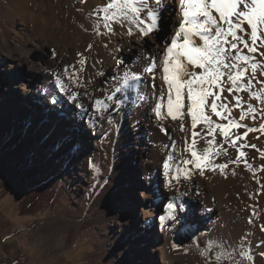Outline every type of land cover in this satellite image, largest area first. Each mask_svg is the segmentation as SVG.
<instances>
[{"label": "snow or ice", "instance_id": "obj_1", "mask_svg": "<svg viewBox=\"0 0 264 264\" xmlns=\"http://www.w3.org/2000/svg\"><path fill=\"white\" fill-rule=\"evenodd\" d=\"M171 6L177 19L163 45L156 36L164 26L168 0H106L102 6L94 7L90 12L94 20L91 33L108 38L107 43H102L105 49L111 37L120 34L134 38L141 48L149 40L155 47L152 51L138 50L135 59L126 60L116 55L123 51L117 44L114 52H109L115 61V74L101 84L98 80L105 77V72L97 65H103V61L92 59L89 64L95 48L89 43L83 52H77L74 63L50 73L51 103L55 105L59 97L72 111L89 116L93 126L100 121L114 126L112 113L122 109L129 93H139L140 106L148 105L156 126L169 141L162 144L165 187L175 189L196 173L203 176L205 171L218 170L226 175L230 165L241 164L256 179L257 171L264 172V164L253 169L244 159V149H256L259 158L264 159V150L246 142L250 133L264 135V0H171ZM144 88L149 90L147 95ZM241 93H247V101ZM250 100L260 105L259 110L248 103ZM237 110L239 116L234 117ZM258 117V127L241 123L246 119L255 122ZM167 120L179 122L173 130L184 134L182 145L169 133L164 123ZM241 128L242 133L234 131ZM27 131L41 135L35 126H29ZM217 132L221 137L219 144ZM229 148L235 149L236 158L216 163L221 155H228ZM256 183L260 188L255 195H264V184L259 179ZM183 211V203L174 197L165 205L164 214L158 216L160 226L170 227ZM247 222L252 224L253 220L249 218ZM260 231L264 232V224ZM247 237L245 233L230 248L210 241L199 255L206 264H213L211 254L219 248L214 264H237V256L256 264L257 256L264 259V251L249 253L245 247ZM257 247L264 248V240Z\"/></svg>", "mask_w": 264, "mask_h": 264}, {"label": "bare ground", "instance_id": "obj_2", "mask_svg": "<svg viewBox=\"0 0 264 264\" xmlns=\"http://www.w3.org/2000/svg\"><path fill=\"white\" fill-rule=\"evenodd\" d=\"M60 1L61 0H57L56 3L51 5L48 1L45 2L44 0H0V17L4 19V21H7L10 27L7 31L0 28V88L3 89V91L0 92V100L6 96L8 88H17L18 90L15 92L16 96H18L19 93L28 98L30 96V91H32L29 86L31 80L28 81V79L31 76L37 75L39 82L42 81V87L37 86L38 92L43 99H47V106L52 107L50 103L53 98H46L45 94V89L48 90V88H45V83L51 78L50 72L47 73V69L50 68L55 61L57 62V66L58 64L60 66L62 64L74 63L76 60V55L73 57L74 53L83 52L86 46L92 41H95V48L91 53L89 64H91L92 59L103 61V65H97V67L102 66L105 72V77L98 80V83L101 84L104 79L110 80L115 74V61L112 59L111 55H109V52H114V48L117 44H119L123 51L116 53V55H119L122 59H126L127 57L135 59L139 54L138 50L140 52L144 51V49L152 51L155 47L153 41L149 40L147 44L144 45V48H141L134 38H129L120 34L111 37V43H109V47L105 49L102 43L108 42L107 37L103 39L95 36L91 33V28H88L89 31L85 32L84 29L86 27L76 24V19L67 22L64 20L66 18L65 15H62L63 11H61L62 6L60 5ZM88 3L90 7L101 6L96 0H89ZM168 4L169 9L164 12V21H167L170 33L172 24L177 18L175 13L172 12L171 0H168ZM48 12L50 15H46ZM65 13L68 14V11H65ZM117 31L122 33V30L119 28ZM168 34L163 39L157 41L161 45L167 43ZM53 52L56 53L55 56L52 55ZM85 55H88V53H85ZM36 56L41 57L38 58ZM70 57H73L71 60L72 62H69ZM17 72H21L22 75L17 76ZM18 81H23V83L18 84ZM39 84H41V82ZM148 91L147 88H144L145 95H147ZM97 95H100V93H97ZM138 95L139 93L133 94L134 100L127 98L126 100L128 101L123 104L122 109L112 113L116 120L114 126H109L105 121H100L93 126L89 122V116L79 114V118L88 119L90 134L89 136L83 134L85 142L79 148L73 147V149L66 152L62 149L59 150V152H57L58 157L61 159V163H64V166L70 165L69 171L72 175L77 177V179L79 177L83 179L80 186L83 190H92L91 182L93 177L98 172L94 177V181H96L99 179V175L103 173L104 180L101 179L103 180L102 183L107 182L106 199H110L111 195L114 196V199L118 198L113 201L114 204L108 205V212H113V216L108 213L110 224L112 226L116 225L117 228L125 226L127 222L128 225L132 224L131 222L132 220L134 221V218L126 213L127 210L124 208H126L125 206L128 204L124 201L122 196H120L122 199L119 201L117 192L122 188V184L114 183V180L118 179L117 177L121 179L123 174L127 173L125 165H132L136 157L139 158L141 161V166H139L140 169L133 172L131 171L130 175L134 174L132 184L136 182V187H141L138 191L139 199L141 200L138 214L140 227L150 228V226L153 227L157 223L158 233L162 237L159 243H155L154 246L149 248L150 251L155 253L160 264H206L205 259L199 255V252L205 249V246L208 245L210 241H215L216 244L220 242L219 245L230 248L234 242L238 241L240 236L248 233L247 230H242V228L248 227L249 223L247 221L249 218L253 220V223H255L257 227H259V223L264 224V195L256 196L253 193L251 194L254 195L253 198L249 199L250 194L243 191V189L233 182L230 177L228 178V175L227 177H223L219 175L218 170L215 172L205 171V174L202 176L205 182L204 180L198 182L200 184L199 190L201 191H198V186L196 187V192L200 195V203H197L199 204L197 208L201 209L198 212L199 216L202 217L201 225H199L196 219V221H193L189 225H183V227L186 228L185 231L173 230L172 239L170 238L169 241L165 239L168 228H162L158 218L156 220L158 211L160 210L155 204V200L158 197H152L148 191L156 195V191L162 194V188L166 190L168 192L166 204L173 199L176 193L177 187L175 189L167 188L164 183L166 178L162 168L164 159L162 144L169 143V141L156 126L155 118L152 116L148 105L144 103L143 106H140L141 102L137 98ZM225 95L227 96V93H225ZM241 95L247 101V93H241ZM20 100L26 103L22 98H20ZM84 103L87 105L88 101L85 100ZM248 103H251L253 106L255 105L254 100H250ZM259 108L260 106L257 107L258 110ZM68 112H71L73 115L76 114L75 111L71 110L70 106ZM233 116L238 117L239 111L233 112ZM256 121L257 124L251 127H256L261 122L259 117ZM164 123L171 136L178 144L182 145V137L184 134L180 133L178 130H173L178 126L179 122L167 120ZM2 129L1 127L0 131H2ZM9 133L11 134V132ZM4 135H6L5 132L3 133V136ZM257 136H260L259 141L261 142L262 150H264V135H261L259 132L249 135L246 142L254 143L256 141L255 137ZM15 139L25 142V138L22 140L20 137H15ZM66 147L67 145L64 146L65 150H67ZM216 163H218V160ZM242 172L244 171L242 170ZM258 172L263 175V181H260L264 184V172ZM141 175L143 180H146L148 176L151 178L150 185L148 182L144 184L142 180L139 182L136 181L141 178ZM100 177H102V175H100ZM77 179L75 178V180ZM256 179H254L251 174V178L247 181L250 184L256 185L259 189L260 185L256 183ZM246 185L248 186L249 184ZM203 190H205V192ZM211 193L214 194V200L210 198ZM188 194H183L181 198L184 211L186 210L187 204L193 203L190 198H188L191 194ZM123 197L126 198L127 195L126 197L123 195ZM253 204H255L258 207L257 210H259L256 215H252L254 212L252 211ZM164 207L161 215L164 214ZM206 209H211V211H207ZM184 211L178 213V216H181V213L184 214ZM235 213L239 216H234ZM172 227H175L174 224ZM261 234L262 232L260 230L254 229L253 234L248 236L249 238L252 237L253 239H260L262 241L264 234ZM114 237V233L111 232L108 234V239H115ZM109 242L113 244L115 242V245L119 243L117 239ZM173 245L177 247L174 249L172 247ZM193 245L197 246L194 248ZM256 247L257 246H254L253 249H256ZM116 248L119 247L117 246ZM129 248L130 247H127L128 250ZM220 250L221 249L217 248V250L211 254L210 259L213 260V264L215 253ZM133 251L131 253L129 252V257H126V253L122 251L123 258L117 261L116 264H131L132 261L133 263L137 261L141 257L140 253H135ZM125 261H129V263Z\"/></svg>", "mask_w": 264, "mask_h": 264}, {"label": "rangeland", "instance_id": "obj_3", "mask_svg": "<svg viewBox=\"0 0 264 264\" xmlns=\"http://www.w3.org/2000/svg\"><path fill=\"white\" fill-rule=\"evenodd\" d=\"M44 1H48L49 4L53 5L57 0ZM96 1L101 6L106 2V0ZM88 2L89 0L86 3H82L81 0H61L62 15H65L66 18L64 20L67 22L76 19V24L79 26L91 28L94 20L90 12L94 7H90ZM65 11H68V14ZM46 15H50V13L48 12ZM163 25L156 36L157 40L163 39L169 33L167 21H164ZM0 28L4 31L10 28L7 21H4L1 17ZM91 43L94 44L95 41ZM73 57H70L69 62H72ZM55 66H57L56 61L47 69V73H51ZM58 67L61 66L58 64ZM16 75L21 76L22 73L17 72ZM38 81L34 87L30 86L32 91H30L28 98L21 94L16 96L17 88H8L6 96L0 100V126L3 128L2 132L6 133L3 136V141L0 142V264H116L117 261L123 258L122 251L126 253V257H129L134 248L133 252L140 253L141 257L134 263L132 261L131 264H160L158 257L149 249L155 243L161 241L162 237L158 233V225L156 223L155 226H150V228L140 227L138 216L139 204L141 203L138 194L140 188L136 187V182L132 184L134 174L130 175L131 171L140 169V159L136 157L134 165H125L127 173L123 174L121 179L117 177L118 179L114 180V183L122 184V188L119 189L120 193L117 192L119 201L122 198L126 201L128 205L124 209L127 210V214L134 218V221L132 220L134 225H128L127 222L125 226L117 228L116 225L112 226L110 224L108 213L113 216V212H108V205L114 204L113 201L118 198L114 199V196L111 195L110 199H106L107 183H102L104 180L103 173L100 174L102 177L99 175V179L96 181H94V177L98 172L93 177L92 190H83L80 187L83 179L80 177L77 179L72 175L69 171L70 165L64 166V163H61L62 161L58 157L57 152L59 150L62 149L66 152L73 149V147L79 148L85 142L83 134H87V136L90 134L88 119L75 120L71 112L66 113L59 111L57 107L56 109L47 106V99H43L38 92ZM20 98L24 102L31 103H23ZM254 104L255 107L260 106H257L256 101ZM61 114L62 116H60ZM80 120L85 121V124L79 123ZM256 122L253 123L249 119L243 121L244 124L248 123L249 127L255 126ZM29 126H35L37 134L41 135L29 134L27 131ZM10 131L12 137H14L12 139H8ZM234 131L242 133L244 129ZM15 137H20L22 140L25 138V142L18 141ZM27 139L30 140V143L32 142L29 146ZM11 140L14 146H12ZM255 140L254 143L250 144H255L257 149L262 150L259 139ZM216 143H221L218 132ZM65 145H67V150L64 149ZM12 148L14 149L12 150ZM244 151L247 153L244 159L253 166V169H258L259 165L264 164V159L259 158L256 149L246 148ZM235 158V149L229 148L228 155H221L218 163H224ZM242 165H230L229 170H225L226 175H222L218 171L219 175L223 177L228 175V178L230 177L243 191L250 195L255 194L258 188L248 182L252 173L245 170ZM233 171H236V175H233ZM256 178L263 181V175L258 171L256 172ZM203 180L205 182V179L196 173L190 181H183L182 184L176 186L174 197L178 198V202H182L183 194L189 193L188 195H191L188 198L193 203L188 204L189 208H186L184 214L181 213V216H178V219L171 222L170 227H167L165 239H168V241L170 238L172 239L173 230L185 231L186 228L183 225H189L196 219L201 225L202 217L199 216V208H197V205H199L197 203H200V195L197 194L196 187L198 186V191H201L198 182ZM136 181L139 182L140 179ZM148 184L150 185V180ZM203 191L205 192V190ZM148 193L152 197L154 196L153 192L148 191ZM162 193L164 194L160 206L167 200L168 195V192L163 188ZM123 195L125 197L127 195V197L124 198ZM211 196V200H214L213 193H211ZM191 207L197 209L191 210ZM257 209L258 207L253 204L252 211L258 213L259 210ZM162 213L160 209L158 216ZM182 216H184L182 220H179ZM234 216L239 215L235 213ZM173 224L174 228L172 227ZM261 224L263 223H259V227L255 223L248 224V227L242 228V230H247L248 235H252L254 229L260 230ZM111 232L115 234L114 238L118 240V245H115V242L114 244L109 242L115 241V239H108V234ZM263 234L264 232L261 235ZM260 241V239H253L248 236L245 244L246 250L249 253L264 251V248L260 247L253 249ZM117 246L119 248H116ZM196 246L193 245L194 248ZM127 247H130L129 250ZM236 259L237 264H250L240 256H237ZM263 261L264 259L256 257V264H264ZM126 263H129V261Z\"/></svg>", "mask_w": 264, "mask_h": 264}, {"label": "water", "instance_id": "obj_4", "mask_svg": "<svg viewBox=\"0 0 264 264\" xmlns=\"http://www.w3.org/2000/svg\"><path fill=\"white\" fill-rule=\"evenodd\" d=\"M21 121V120H20ZM23 124L21 123V127L23 128V126H22ZM7 126H9L8 124H7ZM25 131H26V128H25ZM11 132V131H10ZM9 137H8V139H12V138H14V137H12V135L11 134H9L8 135ZM12 141V140H11ZM27 142H28V146L32 143H30V140H28L27 139ZM12 146H14V143H13V141H12ZM14 148H12V150H13ZM132 223V222H131ZM132 225H134V222H133V224ZM134 228V227H133Z\"/></svg>", "mask_w": 264, "mask_h": 264}]
</instances>
